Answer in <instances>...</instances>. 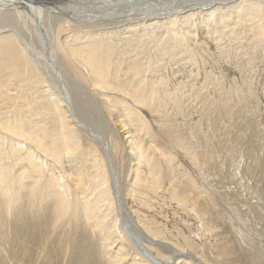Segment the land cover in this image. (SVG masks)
I'll use <instances>...</instances> for the list:
<instances>
[{
  "label": "bare ground",
  "instance_id": "obj_1",
  "mask_svg": "<svg viewBox=\"0 0 264 264\" xmlns=\"http://www.w3.org/2000/svg\"><path fill=\"white\" fill-rule=\"evenodd\" d=\"M220 31L230 38L263 42L264 0H0V236L6 237L9 215L12 220L23 205L32 213L47 199L52 232L82 222L96 234L108 264L124 259L130 264H209L199 253L163 236L174 225L152 212L155 207L150 209L147 202L166 190L183 204L179 181L160 168L159 158L169 160L168 151L156 144L159 150L151 154L143 141L145 134L153 135L146 118H157L161 107L178 104L183 96L180 100L170 92L169 78L152 77L149 66L155 63L143 59ZM254 66L255 61L249 69ZM89 105L98 109L97 116ZM101 113L126 125L127 135L120 141L127 143L126 158L133 162L124 181L115 155L125 151L115 136L99 130ZM157 123L163 138L171 126ZM68 155L77 159L70 168L62 164ZM117 210L131 217L123 223ZM156 248L168 257L160 259Z\"/></svg>",
  "mask_w": 264,
  "mask_h": 264
},
{
  "label": "rangeland",
  "instance_id": "obj_2",
  "mask_svg": "<svg viewBox=\"0 0 264 264\" xmlns=\"http://www.w3.org/2000/svg\"><path fill=\"white\" fill-rule=\"evenodd\" d=\"M166 3L165 6H169L170 3L167 1ZM85 8L87 6H84ZM29 28L32 30V25ZM220 32L217 36L201 35L178 47H169L166 53H159L156 57L147 54L143 59L146 63L149 62V65L155 63L149 66L152 77L163 75L169 78L167 80L170 92L179 96L180 100L183 96L180 103L174 104L180 106L178 111L170 102L161 107L162 110L157 112V118H146L153 135L143 136V141L147 147L149 145L148 150L151 154L156 150L158 152L157 145H164L162 149L165 153L168 151L166 156L169 160L163 161L164 158H159L160 168L168 172L169 177H175L179 181L182 193L185 194L183 204L174 201L175 198L172 199L168 192L166 194V190L153 196L154 200L148 198L147 202H151L150 209L155 207L152 212L163 215L169 224L174 225L168 228L171 232L166 229L162 235L181 248H190L199 253L209 264H264V41L255 43L248 37L244 40L234 39L233 36L230 38V35L223 33L224 31ZM42 56L39 55L44 59ZM253 61L257 66L251 70L249 66ZM228 68H232V71ZM82 99L87 100V97L83 94ZM87 109L92 114L95 113V116L99 113L92 105ZM173 110L175 112H172ZM101 115L103 121L99 130L105 129L107 134L110 133L109 138L115 136L120 151H125L120 154L116 151L115 155L117 162L120 163L118 168H121L124 174H121L124 181L129 174L128 165L133 162L129 157L126 158V154L130 155L127 143L124 145L120 141V138L124 139L125 134L127 135L123 133L127 130L126 125L122 126L119 121L111 120L102 113ZM163 117L165 118L162 119ZM157 120L165 124L168 122L171 126L169 133L164 134L163 138L160 136L162 125H159ZM78 123L83 126L80 121ZM92 126L97 127V124L93 123ZM172 145H175V148ZM63 160L62 164L69 168L77 161L73 155L65 156ZM66 167L65 169H69ZM55 169L57 171V167ZM185 191L189 192L186 194ZM161 197L166 201L161 202ZM157 198L160 202L156 201ZM46 202L47 199L39 203V206H43L40 208L37 206L32 213L23 205L20 207L22 209L20 215L12 214L14 215L12 220L11 215L8 216L6 237L0 236V264H108L107 255L102 251L96 234L82 222L76 220L73 221L76 223L63 230L52 232L55 225L51 219V209L47 208ZM156 203L157 205H154ZM37 208L42 212H38ZM22 212H26L27 215L24 213L26 215L24 216ZM117 213L123 223L124 219L128 220L131 217L125 216L126 213L123 211L117 210ZM155 251L160 259H166L169 255L164 249L156 248ZM122 262L121 264H130L129 259Z\"/></svg>",
  "mask_w": 264,
  "mask_h": 264
}]
</instances>
